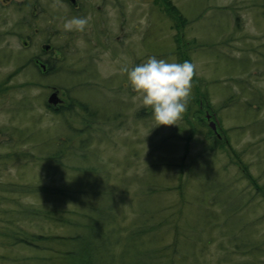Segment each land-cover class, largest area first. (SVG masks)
Segmentation results:
<instances>
[{"label": "rangeland", "instance_id": "obj_1", "mask_svg": "<svg viewBox=\"0 0 264 264\" xmlns=\"http://www.w3.org/2000/svg\"><path fill=\"white\" fill-rule=\"evenodd\" d=\"M5 1L0 264H61L72 240L29 246L14 237L93 238L80 215L88 205L102 209V216L92 209L91 219L101 224L96 235L107 239L99 252L107 263L264 264V99L244 101L250 85L264 94V74L252 72L263 67L264 0H76L77 8L70 0ZM88 16L83 32L64 30L66 19ZM152 56L197 65L189 102L205 91L220 129L230 134L215 157L207 153L205 162L198 155L207 133L198 130L196 105L187 106L177 125L164 126L138 99L121 69ZM35 58L47 61L46 69ZM53 91L61 98L56 105L48 103ZM200 168L216 178H209L210 187L231 184L232 204L235 191L253 199L239 227L229 220L231 228L217 226L221 215L208 229L198 226L195 211L211 198L199 187ZM61 188L71 198L56 194ZM196 230L209 232L202 240H209L207 250L201 241L196 246Z\"/></svg>", "mask_w": 264, "mask_h": 264}, {"label": "trees", "instance_id": "obj_2", "mask_svg": "<svg viewBox=\"0 0 264 264\" xmlns=\"http://www.w3.org/2000/svg\"><path fill=\"white\" fill-rule=\"evenodd\" d=\"M43 62L45 63V61H43ZM46 63L48 66V62H46ZM260 63L263 64L262 70H260L259 68H254L255 71H252L254 74H257V75L261 74V73L264 74V53L261 54V60H260L259 64ZM257 71H259V72H257ZM261 76H263V75H261ZM261 76L259 77V80L261 79ZM195 80L196 81L193 80L194 84L197 82L196 77H195ZM198 84H199V82H198ZM195 86H197V85H195ZM250 86H252L254 88V90L250 91L251 95L249 98H247L246 100L243 99L245 101V103L251 102L253 97H256L258 99L260 98L261 101H263L262 99H264V94L259 93L260 89H258L257 85L253 84ZM196 91L198 92L197 89H196ZM201 94L202 95L198 94L197 97L193 101L188 103V105L189 106H192V105L197 106V108L195 107L194 114L196 116L197 123H199V125L201 126V127L199 126L198 130L199 131L203 130L204 132L206 131V133H207L206 134L207 135L206 141H203V139H200L201 146H200V149L198 152V155L200 156V158L206 162L209 160V155H207V153H209V154L211 153L212 157L213 156L215 157L216 152H217L216 150L219 147H221L222 144L224 145L227 142L226 137L228 138V135H230V134L225 135V133L221 129H220L221 132L219 131V127H218L217 131H219L218 133L221 136L220 138H218L217 136L214 135V133L210 129L207 128V125H206L207 121L204 118V113L207 111L208 113L212 114L213 112L211 110L212 107L208 106L202 97L203 95H206V92L202 91ZM240 99H241V97L240 98L237 97L236 101H233V103L236 104L235 106L238 107L241 104ZM229 105H230V102H229ZM217 106H218V104H217ZM224 108L225 107H222V110H224ZM147 109H148V107H147ZM149 109L152 110V108H149ZM215 111H217V110L215 109ZM249 123L251 125V121ZM260 123H261V125L264 124V122H262L261 120H260ZM193 124H195V123L193 122L192 124H190L191 132L193 133V131H194V133H195V128L197 126L193 127ZM210 142H211V144H210ZM205 143H207V144H205ZM208 144H210V145H208ZM231 153H232V156L235 157L236 151H232ZM203 164H205V163H203ZM183 166H184V164L181 165L180 170H179V174H182L183 168H185V166L184 167ZM152 167L156 168L157 166L153 165ZM197 168H199V161L197 162L196 167H194L192 169L190 168V169L193 170V169H197ZM188 170L189 169H187L186 172ZM241 170H242L243 175L246 178L250 179L249 182H251L252 184H255L257 187H259V189H261V187L259 186L260 183L258 182V180L255 177H253L250 174V172H248L245 165H242ZM214 174H215V176H217V175H219V172H216ZM197 176H198L199 187L201 186V188L203 190L207 191V193L210 194L208 196L211 197L209 200L210 203L206 207H204L203 209H201L199 211H195V213L199 219L198 223H197L198 226L202 230L208 229L210 225H213V224L216 225L217 224L216 223V219L218 218L217 216L221 215V216H223V218L225 220L223 221V223H220L217 226H219V227L228 226L231 228V222L237 221L238 227H239L241 225L240 218L245 213L246 210H248V209L251 210L250 208L253 206L251 204L253 202L252 201L253 199L251 198V199H248L246 201L244 199V197H243L244 195L242 193L238 192L236 194L235 193L236 191H235L234 192V194H235V199H234L235 205H234V203L232 204L234 197L232 196V193H231L232 192L231 191L232 186L230 183H224V184L216 185L214 187H210V183H212V181L210 179L214 180L216 178L210 177L208 172H207V174H203V168H200L197 171ZM181 187H182V185L177 186L176 189L179 190ZM61 189L64 191H55L56 194H58L61 197L71 198V195L65 189H63V188H61ZM80 191H83V190H80ZM180 200L183 201L182 198H180ZM183 203H181V204H183ZM83 206H85V204H83ZM215 206H219V208H216ZM84 209H85L84 212L83 211L80 212V215L82 217H86V219L84 220L85 226H87L89 228V231L92 233V237L94 238L96 235V230H98V228L101 226V224L98 222L97 219H95L94 221L91 219V216H92L91 212L93 209L97 213V215L102 216V209H97V208H94L93 206H90V205H88V207L85 206ZM27 212H28V210H26V213ZM30 212H33V211H30ZM219 212H221V213L219 214ZM75 213H78V211L75 210L74 214ZM87 219L89 220V222ZM228 220L231 221L229 225H227ZM75 223L76 224H84V223H80L78 221H76ZM244 225L245 224H243V227H244ZM238 227H236V228H238ZM232 231H234V230L232 229ZM138 233L142 234V232H140V231ZM208 234H209V232H207V231L202 232L201 230L200 231L196 230V232H195V244H196V246H198L200 241H201V244H203L205 250H207L206 247L209 243V240H206V241L205 240L202 241V240L204 239V236H205V238H208ZM96 236L97 237L95 238V241H93V238H89L87 236L81 237L78 235H76V236L74 235L73 237H62V236H48V235L37 234V233H29L28 235L25 234L24 236H15L14 238H15V240L21 241L24 244L29 245V246L36 244L35 241L39 242V240L47 241V240H54V239L62 240L64 238L70 239L74 243V248L70 252L68 251L65 253L67 257L66 258L64 257L61 260L62 261L61 264H110V262L107 263L108 260L103 261V256L99 255L100 251L103 254L101 243L106 242L107 239L102 238L101 236L98 237V234ZM37 245H39V244H37ZM236 245H238V242L236 243ZM200 246L201 245H199V247ZM245 246H246V242H245ZM254 246H256V244L252 245V247H254ZM261 246L264 247V245H261ZM41 248H43V245L41 246ZM245 252H248V251L246 250ZM40 260H43V258Z\"/></svg>", "mask_w": 264, "mask_h": 264}, {"label": "clouds", "instance_id": "obj_3", "mask_svg": "<svg viewBox=\"0 0 264 264\" xmlns=\"http://www.w3.org/2000/svg\"><path fill=\"white\" fill-rule=\"evenodd\" d=\"M91 17L66 19L65 31L83 32ZM127 75L133 90L138 93L144 107H150L157 125L172 126L183 118L192 92V81L197 75V65L149 57L146 62L132 68L121 69ZM71 204V203H69ZM68 204V206H69Z\"/></svg>", "mask_w": 264, "mask_h": 264}, {"label": "water", "instance_id": "obj_4", "mask_svg": "<svg viewBox=\"0 0 264 264\" xmlns=\"http://www.w3.org/2000/svg\"><path fill=\"white\" fill-rule=\"evenodd\" d=\"M70 1H72V3H74V0H70ZM58 101H60V98L57 94V91L52 92L48 98V103L56 104ZM210 125L212 128L215 127L213 122H211Z\"/></svg>", "mask_w": 264, "mask_h": 264}, {"label": "flooded vegetation", "instance_id": "obj_5", "mask_svg": "<svg viewBox=\"0 0 264 264\" xmlns=\"http://www.w3.org/2000/svg\"><path fill=\"white\" fill-rule=\"evenodd\" d=\"M66 1H68V0H66ZM5 2H6L5 0L0 1V5H3V6H4V5H5ZM71 3H72V1H71ZM75 4H76V6H74V7L77 8V2H76V0H74V3H72V5H75ZM78 4H79V3H78ZM35 62H36L37 65H40V66L42 65V67H41L42 69H46V65H47L46 62H47V61H45V63H44V62L41 61L39 58H36V59H35ZM44 65H45V66H44ZM257 72H259V71H257ZM58 103H59V102H58ZM55 105H56V104H55Z\"/></svg>", "mask_w": 264, "mask_h": 264}]
</instances>
